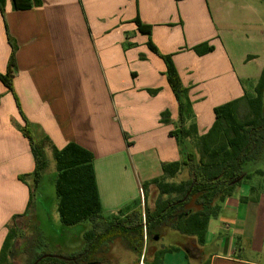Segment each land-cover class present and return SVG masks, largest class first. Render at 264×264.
I'll return each mask as SVG.
<instances>
[{"label":"crops","instance_id":"obj_1","mask_svg":"<svg viewBox=\"0 0 264 264\" xmlns=\"http://www.w3.org/2000/svg\"><path fill=\"white\" fill-rule=\"evenodd\" d=\"M228 4V0H38L31 9L16 10L12 0H0V74L8 71L12 42L17 49L13 92L0 79V252L7 226L26 211L30 198L29 188L18 179L35 169L30 142L21 131L24 117L39 140L48 137L59 149L75 142L93 152L103 214L108 217L140 206V200L144 204L143 183L162 176L164 163L181 159L171 136L178 127L179 102L164 60L148 42L161 54L173 56L189 89L199 135L213 125L216 107L249 93L245 82L255 79L257 85L264 68V32L259 38L263 56L259 73L251 77L246 66L256 58L235 60L216 37L225 32L221 26ZM232 6L231 13L242 8ZM201 14L216 21L218 62L214 61L218 57L211 58L214 53L199 56L194 51L214 38L197 39L196 31L190 30ZM16 98L23 117L15 107ZM167 110L171 122L164 124L161 114ZM147 196L154 208L157 189L150 186ZM250 196L251 187L243 184L225 201V211L236 214V238H219L209 264H264V203L261 198L241 200ZM220 233L211 220L205 245ZM186 239L185 247L159 248L177 249L165 254L164 264H192L193 259L203 264L205 245L193 237ZM146 247L138 253L117 239L106 244L99 257L110 264H153L150 254L144 259Z\"/></svg>","mask_w":264,"mask_h":264},{"label":"trees","instance_id":"obj_2","mask_svg":"<svg viewBox=\"0 0 264 264\" xmlns=\"http://www.w3.org/2000/svg\"><path fill=\"white\" fill-rule=\"evenodd\" d=\"M12 2L16 10H28L38 5V0ZM138 24L142 29L143 24ZM12 45L8 71L5 75L0 74V79L13 92L17 49L13 42ZM148 45L164 60L167 80L179 102L178 127L171 132V136L177 140L181 159L164 163L162 176L143 183L144 204L140 200V206L132 210L126 208L107 217L103 214L93 152L75 142L59 149L48 137L37 139L30 122L24 117L25 125L21 131L30 142L35 169L31 174L20 175L19 179L25 181L28 175L32 176L34 184L29 187L30 198L25 213L14 216L8 226L9 233L0 252V264H12L16 251L13 241L21 234L17 222L33 209L35 188L48 165L47 147L53 151L58 173L56 191L62 224L72 227L89 221L91 228L85 232L86 246L82 251L68 259L43 258L38 264H110L99 254L106 244L117 239L138 253L143 252L146 244V259L148 244L158 242L168 229L193 237L198 245L203 246L207 241L209 223L219 215L221 203L231 197L237 187L252 179L254 174L247 173L245 165L256 161L264 150V68L254 92L216 107L213 125L205 134L199 135L189 89L181 80L173 56L161 54L151 42ZM194 50L199 56H204L214 47L203 43ZM156 92L149 90L151 94ZM242 109L245 110L243 117L240 115ZM161 122H171L170 111L161 114ZM256 173L264 174L263 171ZM179 175H182L180 181L173 182ZM150 186L158 192L154 208L148 205L147 191ZM256 191L255 187H251V196L241 200L259 201ZM176 250L158 249L153 255V264H164L165 254ZM43 256L38 254L30 264Z\"/></svg>","mask_w":264,"mask_h":264},{"label":"rangeland","instance_id":"obj_3","mask_svg":"<svg viewBox=\"0 0 264 264\" xmlns=\"http://www.w3.org/2000/svg\"><path fill=\"white\" fill-rule=\"evenodd\" d=\"M242 1L243 2L240 3L239 0H228L229 13L224 19V24L221 26L222 30H225V32L222 31L219 36L216 34L218 32L217 25L215 24L216 21L208 14H205V16L201 14V17L196 16V18H194L196 21L190 23V30L196 31L198 34L197 39H201L208 35V37H214L212 39L210 38L207 42H203L213 47L215 45V38L221 39L223 46L227 48L228 53L230 55L232 54L235 60H240L244 57L246 62V60L248 61L252 58H256L254 62L250 63V61H248L246 66V73L253 77L259 73V62L263 59L262 54H259L262 51L259 38L261 32H264V15H262L264 8L260 7L259 4L264 6V0H259L260 3L258 6L254 3L256 0ZM239 4L242 8H239L236 13H231L230 8L233 7L232 5H236L235 7L237 8ZM213 53L214 50L208 54ZM220 53L221 52L218 51L216 54L220 55ZM216 54L214 53L211 58H217L218 56ZM219 60L221 59L218 57L217 60L214 61L218 62ZM254 80L245 82V87L248 88L249 93H253L256 87ZM101 92H103L102 88ZM13 101L18 113L23 117L24 112L20 100L13 99ZM244 114L245 110L242 109L240 112L241 117H243ZM46 153L48 165L41 182L38 187L35 188L33 209L27 217H23L17 222L21 234L19 238L13 241L16 251L12 258V264H30L33 258L38 254L66 257L64 256L65 254L78 253L86 246L85 232L91 228V223L85 221L72 227H67L62 224L58 212L59 200L56 191L58 173L55 159L53 151L50 148L47 147ZM245 171L247 173H253L254 175L252 179L246 181L244 184L255 187L257 190L256 196H259L262 199V203H264V174L256 173L257 171L264 172V150L256 161L248 162L245 165ZM181 177L182 175H179L177 179H173V182H179ZM32 178V176L28 175L25 181L18 179L29 188L34 184ZM239 188L240 186L237 187L233 196L238 194ZM153 203L155 207L156 200H154ZM225 205L226 202L221 203L219 215L211 219L212 228L221 233L220 235L218 234L217 239H214L212 243L205 245L203 249H201L203 264H209L210 257L213 253L217 252L218 243L220 241L219 238L221 239L226 235L236 238V214L225 211ZM7 229L9 233L8 226ZM186 238L190 237L182 235L175 230L168 229L158 242L148 244L147 255L150 254L152 257L154 253L163 246L185 247L186 244H188ZM240 243L245 246L243 241ZM240 246L241 244H239V247ZM73 254H71V256ZM195 255H198V250H194V256ZM191 263L196 264V260L193 259Z\"/></svg>","mask_w":264,"mask_h":264},{"label":"water","instance_id":"obj_4","mask_svg":"<svg viewBox=\"0 0 264 264\" xmlns=\"http://www.w3.org/2000/svg\"><path fill=\"white\" fill-rule=\"evenodd\" d=\"M47 257H58L61 259H68L67 257H63V256H56V255H44L42 258H40L39 260H37L34 264H38L39 261H41L43 258H47Z\"/></svg>","mask_w":264,"mask_h":264},{"label":"built area","instance_id":"obj_5","mask_svg":"<svg viewBox=\"0 0 264 264\" xmlns=\"http://www.w3.org/2000/svg\"><path fill=\"white\" fill-rule=\"evenodd\" d=\"M141 193H142V195H143V190H141ZM143 219H144V223L146 222V217H145V215H143ZM145 239H146V233H145Z\"/></svg>","mask_w":264,"mask_h":264}]
</instances>
